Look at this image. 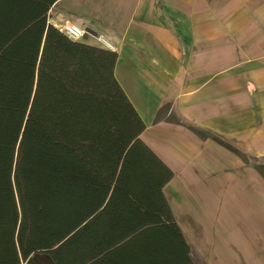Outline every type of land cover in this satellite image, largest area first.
I'll return each mask as SVG.
<instances>
[{
	"label": "trees",
	"instance_id": "obj_1",
	"mask_svg": "<svg viewBox=\"0 0 264 264\" xmlns=\"http://www.w3.org/2000/svg\"><path fill=\"white\" fill-rule=\"evenodd\" d=\"M55 1L0 0V264H204L114 77L117 54L48 25ZM183 124L264 179V158Z\"/></svg>",
	"mask_w": 264,
	"mask_h": 264
},
{
	"label": "crops",
	"instance_id": "obj_2",
	"mask_svg": "<svg viewBox=\"0 0 264 264\" xmlns=\"http://www.w3.org/2000/svg\"><path fill=\"white\" fill-rule=\"evenodd\" d=\"M65 22L117 54L114 77L173 174L163 195L204 264H264V179L183 124L264 156V0H56L46 23Z\"/></svg>",
	"mask_w": 264,
	"mask_h": 264
},
{
	"label": "built area",
	"instance_id": "obj_3",
	"mask_svg": "<svg viewBox=\"0 0 264 264\" xmlns=\"http://www.w3.org/2000/svg\"><path fill=\"white\" fill-rule=\"evenodd\" d=\"M54 27L57 28L67 39L73 42H80L84 39L85 35L88 36L85 28L79 27L73 23L65 22L63 24H56ZM98 39L99 42H102L101 38ZM102 43L105 44V42Z\"/></svg>",
	"mask_w": 264,
	"mask_h": 264
},
{
	"label": "rangeland",
	"instance_id": "obj_4",
	"mask_svg": "<svg viewBox=\"0 0 264 264\" xmlns=\"http://www.w3.org/2000/svg\"><path fill=\"white\" fill-rule=\"evenodd\" d=\"M85 36H87V35H85ZM88 36H89V38H90V40H88V42L89 43H93V44H98V45H100V44H102V45H104V43H102V42H99L98 40V38H96V37H94L93 35H89L88 34ZM94 39H96L97 41H95ZM105 46V45H104ZM242 152V151H241ZM243 153V152H242ZM244 154H246V157H247V159H248V162L250 163V164H259V162H262L260 159L261 158H264V156H262V157H259V156H256V154H254V153H244ZM246 165V164H245ZM247 167H251L250 165H246ZM252 168V167H251ZM253 169V168H252ZM249 182H253L252 180H249ZM254 185H255V188L254 189H256L258 192H260V189H258L260 186H262L261 184H256V183H254Z\"/></svg>",
	"mask_w": 264,
	"mask_h": 264
},
{
	"label": "water",
	"instance_id": "obj_5",
	"mask_svg": "<svg viewBox=\"0 0 264 264\" xmlns=\"http://www.w3.org/2000/svg\"><path fill=\"white\" fill-rule=\"evenodd\" d=\"M86 31L88 34L93 35L96 38H100V36L96 32H94L93 30L87 28Z\"/></svg>",
	"mask_w": 264,
	"mask_h": 264
},
{
	"label": "bare ground",
	"instance_id": "obj_6",
	"mask_svg": "<svg viewBox=\"0 0 264 264\" xmlns=\"http://www.w3.org/2000/svg\"><path fill=\"white\" fill-rule=\"evenodd\" d=\"M89 38V37H88Z\"/></svg>",
	"mask_w": 264,
	"mask_h": 264
}]
</instances>
